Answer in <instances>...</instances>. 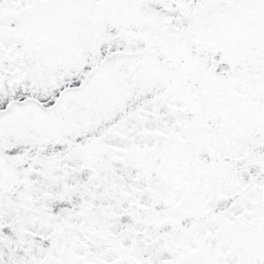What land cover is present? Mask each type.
Masks as SVG:
<instances>
[{"label": "snow or ice", "instance_id": "1", "mask_svg": "<svg viewBox=\"0 0 264 264\" xmlns=\"http://www.w3.org/2000/svg\"><path fill=\"white\" fill-rule=\"evenodd\" d=\"M0 264H264V0H0Z\"/></svg>", "mask_w": 264, "mask_h": 264}]
</instances>
